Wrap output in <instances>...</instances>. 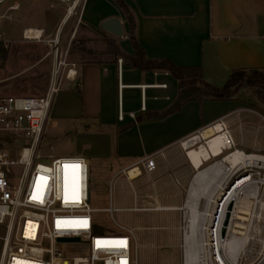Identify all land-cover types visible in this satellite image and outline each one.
I'll use <instances>...</instances> for the list:
<instances>
[{
    "label": "crops",
    "instance_id": "0c3cea01",
    "mask_svg": "<svg viewBox=\"0 0 264 264\" xmlns=\"http://www.w3.org/2000/svg\"><path fill=\"white\" fill-rule=\"evenodd\" d=\"M123 1L147 58L200 66L204 81L217 87L237 69L264 73V0ZM12 4L18 8L1 22L14 26L21 37L24 30H40L41 37L50 43L57 37L62 49L71 35L72 41L91 34L115 40L121 53L112 56L105 52L92 55L87 52L92 50L90 46L67 50L66 62L74 64L71 68L76 75L73 80L62 75L43 136L63 125L62 134L81 143L76 156L85 158L88 169L92 162L93 176L116 191V201L112 195L109 204L113 212L130 215L134 224L126 228L132 231L137 250L146 246L153 249L142 253L143 264H174L170 256L161 258V239L167 240V234L178 231L184 192L197 171L181 143L223 120L236 148L261 150L263 124L251 123L241 113L262 116L247 104L236 106L237 93L228 100L187 101L167 113L178 96L177 80L169 72L129 64L128 57L133 56L129 24L112 0H86L79 20L76 15H66L60 0H8L7 5ZM112 17L121 21L122 37L101 28V23ZM62 49L59 47L64 53ZM41 61L37 56L30 63ZM24 62L22 58L18 61L20 69ZM119 109L123 120L118 119ZM48 123L50 129H46ZM148 156L153 157L152 170L141 164ZM133 169L137 174L130 178Z\"/></svg>",
    "mask_w": 264,
    "mask_h": 264
},
{
    "label": "built area",
    "instance_id": "2783aa9c",
    "mask_svg": "<svg viewBox=\"0 0 264 264\" xmlns=\"http://www.w3.org/2000/svg\"><path fill=\"white\" fill-rule=\"evenodd\" d=\"M60 1L65 4L66 14H74L79 20L86 0ZM7 2L0 0V22L9 19V11L18 8L17 4L7 5ZM41 35V31L36 29H27L22 33L26 40H40ZM2 40L4 37L0 32ZM58 44L59 40L55 37L51 51L54 64L43 95H0V226L4 227L0 236V264H137V246L132 231L121 225H118L117 232L99 231L92 219L96 210L90 207L89 169L85 158L56 157L48 158V162L39 161L37 148L62 75L71 80L76 75L71 68L74 64L66 62L67 50L61 53ZM141 108L144 109V105ZM129 116L135 117L134 113H129ZM118 119L123 120L120 109ZM216 124L220 126L221 133L230 139L225 150L228 151L226 155H230L236 151V146L229 129L223 120L209 126ZM195 135L185 139L182 147L185 148L184 144ZM260 155L258 152L254 154L256 157ZM252 160L248 167L239 164L227 179L217 199V213L213 226L212 222L209 225L206 245L202 241L201 227L203 249L200 264H264V213H260V207L257 215L255 212L258 204L264 205V178L253 174L256 169L264 170V163H258V157ZM141 164L145 170H152L153 157L143 158ZM250 178L248 186L256 187L260 196L254 200V208L249 206L252 209L247 215L250 219L246 221L245 237L262 234L258 241L261 249L251 260L254 252L249 249L248 238L246 247L231 258L227 249H218L231 237L234 207L239 202L237 197L227 198L240 182ZM247 201L242 204L246 205ZM224 203V214L218 227L220 206ZM102 211L111 215L114 209L109 204ZM60 244L71 247L65 250ZM183 250L185 264L186 253Z\"/></svg>",
    "mask_w": 264,
    "mask_h": 264
},
{
    "label": "rangeland",
    "instance_id": "374dc122",
    "mask_svg": "<svg viewBox=\"0 0 264 264\" xmlns=\"http://www.w3.org/2000/svg\"><path fill=\"white\" fill-rule=\"evenodd\" d=\"M37 1V0H35ZM72 16L74 14H71ZM4 22H0V32L2 33L4 40L0 41V48L6 51L5 54L0 52V95H29V96H41L45 93L50 73L53 67V57H52V48L53 43L46 41L43 37L40 38L39 41L36 40H26L21 37L20 31L16 30L14 26ZM78 21H76V24ZM72 35L69 38L64 49L60 47L64 52L66 50L69 51V48H77V47H85L90 46L93 47L92 50H88V53L92 55H96L99 53H106L109 56L113 54H118L120 51L117 50L115 40L109 39L107 35H99V34H91L87 37L78 38L76 37L72 42ZM48 42V43H47ZM72 46H71V45ZM103 48V51L99 49ZM116 49V50H115ZM114 51V52H113ZM121 53V52H120ZM41 57V62L31 64L32 60L36 57ZM23 59L25 62L22 66L23 69H20V59ZM242 88V89H241ZM241 90H238L236 97L238 98V103L236 106L247 104L251 109L256 110L264 119V104L260 98H258L255 93L254 88H251L245 84L241 87ZM241 117L248 119L252 122H261L263 124V138L260 142L261 150L257 149L254 151H250V148H245L246 153H259L264 156V121L255 114L243 112L241 113ZM253 124L250 125V127ZM63 125H59L55 129L48 130L46 134L42 137L40 144L37 148V154L39 155L40 162H48L50 161L48 158H56V157H72L76 156L79 148L81 147V143L76 141L73 137H68L62 134ZM50 129L49 123L46 125V129ZM236 146V145H235ZM245 152V151H244ZM228 151H225L222 156L219 158L213 159L202 167L205 169L210 167L213 163L220 161L224 155H226ZM92 162L89 163V175H88V187H89V196H90V207L91 208H104L109 205V200H111L112 195L114 201H116V191L111 190V185L109 183H100L98 181L97 176H93L91 173ZM256 169V168H255ZM21 167H19L18 172L20 173ZM198 171H196L197 175ZM254 175H260L261 178H264V170L259 169V171L254 170ZM194 176L192 180L194 181ZM116 180L113 187L117 185ZM192 182V181H191ZM193 185V184H192ZM192 185L186 188L183 197V203L181 204V209L179 211V222H178V231L173 234H167V240L161 239V258H166L168 256L174 259V264H183V252L186 247L184 241V230L186 229V214L187 212V202L190 196V190ZM216 185V184H215ZM215 188V186H214ZM263 190V189H262ZM213 191V190H212ZM260 194V192H259ZM198 197L197 210L204 211L206 208L207 202L210 198L205 196ZM116 202H114V205ZM247 204V203H246ZM258 207L262 209L260 213H264V205H257V209L255 210L256 215L258 213ZM254 208V206H252ZM92 219L98 226L99 231H119L118 225L121 226H133L134 223L130 222V215L124 212H113L111 215L96 210L92 213ZM202 227V225H201ZM4 227L0 226V236L3 235ZM137 234V232H135ZM263 237L261 234H254L253 236L249 235L250 238L249 249H251L253 253L254 260L258 255V252L261 249V244H259L260 237ZM201 238V237H200ZM199 238V240H201ZM201 242V241H200ZM1 247V240H0ZM60 247L65 250L70 249V245L68 244H60ZM153 250L150 247H138L137 250V264H143L142 253L144 251ZM186 251V249H185ZM187 253V252H186ZM148 263V262H147ZM148 264H155L153 261H149ZM161 264H165L161 261Z\"/></svg>",
    "mask_w": 264,
    "mask_h": 264
},
{
    "label": "bare ground",
    "instance_id": "6f19581e",
    "mask_svg": "<svg viewBox=\"0 0 264 264\" xmlns=\"http://www.w3.org/2000/svg\"><path fill=\"white\" fill-rule=\"evenodd\" d=\"M66 15L70 16L71 14ZM31 32L33 31L31 30ZM35 34H38V31H35ZM229 143L230 139L226 136V134L224 135L221 133L220 126L216 124L215 126L211 125L207 127L201 131L200 134H196L195 137L184 144L187 156L198 171L192 183L193 185L190 190V196L186 209L188 213L185 217L186 229L184 233V241H186L185 253L187 252L185 264H197V262L198 264L201 263L199 260L203 249L202 243L200 242L201 240H199V238L202 237L201 225L203 226L202 241H205L204 245H206V236L210 231L209 225L215 220V215L217 213V199L220 197L221 191H223L225 183L231 175V172L239 164L245 167L250 166L253 163V158L258 157V163H264V156L260 155V157H256L254 156L255 153H246L241 149L235 148V152H232L230 155H224L220 161L213 163L210 167L202 169V167H204V165L211 160L222 156ZM136 174V169L130 170L129 177L132 178ZM251 180L252 178L249 180L244 179L243 183L240 182L241 184H238V186L230 192L227 198L230 199L232 197H237L239 202L234 207V217L232 218L234 226H232L231 229V237L225 244H220L218 249H227L231 258H234V255L237 254L238 250L246 247L248 242V238L245 237V232L247 230L246 221L250 219L247 215H250V211L252 209L249 208V206H252L254 204V200H258L260 196L256 187L248 186L249 183L247 182ZM199 194L200 197L205 196L210 198L204 211L200 212L196 208L198 203L197 196ZM246 199L248 200L247 204H242ZM225 204L226 203L220 206L221 210L217 222L218 227L221 225ZM204 249L205 251L207 250L206 247Z\"/></svg>",
    "mask_w": 264,
    "mask_h": 264
},
{
    "label": "trees",
    "instance_id": "16d2710c",
    "mask_svg": "<svg viewBox=\"0 0 264 264\" xmlns=\"http://www.w3.org/2000/svg\"><path fill=\"white\" fill-rule=\"evenodd\" d=\"M112 1L123 12L129 24L128 39L133 48V56L128 57L129 64L139 68L160 69L169 72L177 80L178 96L167 113L179 109L182 104L191 100H228L238 92L243 84L254 88L258 98L264 104V73L258 69L234 70L226 82L221 87H217L204 81L200 66H178L169 60H152L147 58L144 49L135 37V23L127 5L123 0ZM1 51L3 54L6 53L3 47L0 48Z\"/></svg>",
    "mask_w": 264,
    "mask_h": 264
},
{
    "label": "water",
    "instance_id": "95a60500",
    "mask_svg": "<svg viewBox=\"0 0 264 264\" xmlns=\"http://www.w3.org/2000/svg\"><path fill=\"white\" fill-rule=\"evenodd\" d=\"M101 28L117 37H122L124 34L121 21L116 17H112L103 21L101 23Z\"/></svg>",
    "mask_w": 264,
    "mask_h": 264
},
{
    "label": "snow or ice",
    "instance_id": "6c2138e0",
    "mask_svg": "<svg viewBox=\"0 0 264 264\" xmlns=\"http://www.w3.org/2000/svg\"><path fill=\"white\" fill-rule=\"evenodd\" d=\"M67 167V166H66ZM72 167H79L78 165H73Z\"/></svg>",
    "mask_w": 264,
    "mask_h": 264
}]
</instances>
